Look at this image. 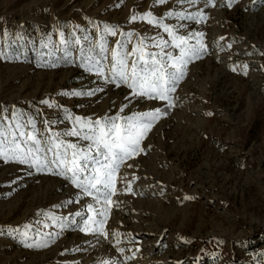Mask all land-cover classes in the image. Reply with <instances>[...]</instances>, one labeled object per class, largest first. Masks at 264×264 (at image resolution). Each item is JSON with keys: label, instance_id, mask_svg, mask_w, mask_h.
<instances>
[{"label": "rangeland", "instance_id": "rangeland-1", "mask_svg": "<svg viewBox=\"0 0 264 264\" xmlns=\"http://www.w3.org/2000/svg\"><path fill=\"white\" fill-rule=\"evenodd\" d=\"M168 12H200L201 18L178 20ZM145 13L151 16L140 19ZM155 20H163L176 35L203 33L200 43L207 49L187 63L171 107L136 97L119 81L106 83L107 67L102 76L86 71L78 50L66 60L62 51L53 50L60 46L61 31L65 38L89 35L99 43L103 25H117L116 35L107 36L104 63L109 65L122 32L135 33L129 53L144 36L171 41ZM81 46H87L83 39L75 47ZM0 47L10 53L0 58V116L23 113L44 136L71 130L76 116L95 120L161 110L141 139L142 151L115 173L113 203L88 212L99 218L104 210L107 238L72 224L62 230L48 218L78 221L75 214L93 202L86 195L77 199L79 190L65 176L0 159V264H264V3L237 0L229 7L227 0H212L205 7L204 0L196 5L181 0H0ZM97 87L102 90L92 96L63 95ZM68 114L72 119L65 118ZM61 139L82 148L89 143L75 136ZM68 200L73 203L64 206ZM26 224L32 226L27 241ZM37 229L59 235L46 247L26 246Z\"/></svg>", "mask_w": 264, "mask_h": 264}, {"label": "snow or ice", "instance_id": "snow-or-ice-1", "mask_svg": "<svg viewBox=\"0 0 264 264\" xmlns=\"http://www.w3.org/2000/svg\"><path fill=\"white\" fill-rule=\"evenodd\" d=\"M157 2L163 4L165 0H157ZM181 2L196 5L198 0H181ZM236 2L237 0H227L229 7ZM260 2L264 3V0H260ZM211 4L212 0H204L205 7ZM166 15L169 18L175 16L178 20L196 22H200L201 18L200 12L191 15L182 12H168ZM150 16L151 13H145L140 19H148ZM130 19L135 21L137 17L133 15ZM149 22L152 23L153 20H149ZM155 24L169 33L171 41L164 40L162 37L144 36L138 39L137 46L129 53L127 45L135 33L122 32L116 49L111 50L110 67L104 63L109 59L107 36L116 35L119 29L117 25L104 24L99 43L92 40L89 35H84L81 38L76 37L74 33H69L65 38V33L61 31L59 33L60 46L53 45V50L62 51L61 59L65 60L71 57L73 50H78L80 66L84 67L86 71H95L99 76H102L107 67L110 75L106 79V83L119 81L133 89L134 96L166 101L171 107L172 93L175 92L180 80L184 77L187 63L193 58H201L207 53V49L200 43L203 33L191 32L187 35H176L163 20H155ZM179 27H183V25ZM4 35L7 36L8 33L5 32ZM19 39L22 37L17 36L16 40ZM81 39L87 43V46L76 49L75 46L81 45ZM192 40L197 42L190 44L189 41ZM7 47H11V44ZM42 47H48V45L43 44ZM151 47L159 48L160 51H144L145 48ZM176 49H179L178 55ZM9 55V52L0 47V58L7 59ZM11 55L18 58L15 57L14 52ZM130 58L132 59L129 67ZM247 67V65H243L244 74H246ZM232 70L236 71V68L233 67ZM101 90L97 87L87 92L74 91L63 93V95L92 96ZM42 103L47 104L48 101L45 100ZM160 112V109H156L154 112L133 113L123 117L120 115L105 116L95 120L76 116L73 119L74 127L71 130L66 129L63 132H53L50 136H44L43 133L38 132L32 118L25 119L23 113L13 110L10 119L7 116H0V159H3L5 163L16 162L27 165L29 169H35L36 172H52L55 175L65 176L79 190L77 199L86 195L91 197L93 202L87 203L80 212L75 214L79 217L78 221L55 215H49L48 218L60 224L62 230L68 224H72L80 231L87 229L97 238L101 236L107 238L108 234L103 227L105 224L104 210L98 211L99 218L89 217L88 212L93 211L95 205L103 202L113 203L115 173L125 160L131 158L133 153L138 154L142 151L140 148L141 139L150 130ZM65 118L72 119L70 114ZM28 129L31 130L28 131ZM63 136H75L89 143L86 148H82L79 144L65 142L61 139ZM93 149H95L94 154ZM69 150H71L70 154ZM85 173L87 174L85 175ZM28 174L31 175L32 172L29 171ZM128 190L131 191V183L128 185ZM70 203L73 201H65L64 206ZM23 227L25 241H27L32 226L26 224ZM12 231L17 232L19 229H12ZM0 232H3V229H0ZM58 235L59 233H45L37 229L35 239L31 244L26 242V246L46 247L50 241L54 242ZM114 236L119 244V234L115 233ZM129 239L131 238L129 237ZM118 251L123 253L125 249L118 248ZM102 264H108V261H103Z\"/></svg>", "mask_w": 264, "mask_h": 264}]
</instances>
